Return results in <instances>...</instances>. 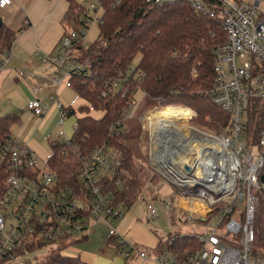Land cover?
Here are the masks:
<instances>
[{
	"label": "built area",
	"instance_id": "1",
	"mask_svg": "<svg viewBox=\"0 0 264 264\" xmlns=\"http://www.w3.org/2000/svg\"><path fill=\"white\" fill-rule=\"evenodd\" d=\"M11 1L0 0V8ZM172 1L177 0H145L158 6ZM178 1L188 2L200 14L219 18L225 38L213 49L214 75L208 95L229 118L225 131L213 132L190 122L194 116L191 108L186 118L160 116L155 111L163 105L140 112L138 144L150 169L177 189L180 197L195 198L205 209L182 208L186 219L217 214L213 228L192 234L194 246L178 251L167 236L154 251L153 259L158 264H264V258L252 252L254 215L259 194L264 197V124L253 132L248 113L251 97L258 98L264 107V17L259 11L264 0H214L220 7L218 14L210 0ZM83 12L86 25L64 30L57 51L47 56L58 73L49 76V83L34 85V93L50 85L71 87V75L89 70L90 59L78 58L74 52L76 45L88 44L83 38L89 25L100 20L101 0H87ZM3 64L1 60L0 66ZM143 74L134 68L133 76L140 78ZM112 85L125 94L127 88L121 87L119 78ZM26 107L35 115L54 107L61 121L68 116L57 90L47 93L45 99L28 98ZM258 112L259 107L254 116ZM59 139L69 142L70 137ZM72 150L80 161L76 187L61 183L57 172L47 163L41 164L27 143L11 134L0 139V264H68L64 246L86 238L82 232L97 221L105 225L109 235L119 238V251L128 255L135 250L141 258L149 256L109 222L108 217L124 214L123 206L107 203L108 194L100 182L116 176L120 169L113 149L103 143L85 153L75 146ZM140 198L147 216L157 217L156 198L146 192ZM170 203H165V209ZM48 246L44 253L37 252ZM53 252L57 258L48 257Z\"/></svg>",
	"mask_w": 264,
	"mask_h": 264
},
{
	"label": "trees",
	"instance_id": "2",
	"mask_svg": "<svg viewBox=\"0 0 264 264\" xmlns=\"http://www.w3.org/2000/svg\"><path fill=\"white\" fill-rule=\"evenodd\" d=\"M66 1L67 9L61 19L64 30L85 26L84 4L79 0ZM210 2L218 14V3ZM101 3L98 38L75 47L79 50L78 58L88 57L91 66L88 71L69 77L71 88L86 102L79 106V111L86 113L76 117L69 142L59 138L50 141L47 164L57 172L61 183L76 187L80 161L72 146L85 153L94 146L107 144L119 160L120 169L116 176L104 177L100 182L110 206L128 208L139 199L144 184L155 177L146 163L136 157L140 149V126L136 130L126 121V111L134 104L135 92L139 90L143 96L155 99L158 105H163L162 109L175 110L179 117L182 116L179 112L189 115L193 110L192 122L197 126L213 132L225 131L229 116L208 95L214 75L213 49L224 40L225 33L218 16L200 14L186 1L166 2L161 6L147 4L145 0H101ZM15 36V30L2 22L0 62ZM137 54L139 59L135 63ZM134 68L142 70L143 76H133ZM118 78L121 87L127 88L124 95L112 85ZM262 105L255 97L248 103L255 133L264 124ZM90 107L103 113L99 117L88 114ZM257 107L259 112L254 116ZM67 109L68 116L75 113L72 107ZM15 120L12 114L0 116V139L10 134V124ZM258 200L252 252L264 258V197L259 194ZM170 218H176L173 208H170ZM168 237L178 251L195 245L192 234L174 232ZM159 245L160 240L156 248ZM48 257L54 259L58 254L53 252ZM65 261L90 264L78 255H68Z\"/></svg>",
	"mask_w": 264,
	"mask_h": 264
},
{
	"label": "rangeland",
	"instance_id": "3",
	"mask_svg": "<svg viewBox=\"0 0 264 264\" xmlns=\"http://www.w3.org/2000/svg\"><path fill=\"white\" fill-rule=\"evenodd\" d=\"M85 5L87 0H79ZM259 11L261 16L264 17V5H259ZM3 11H0V18L2 20ZM99 26L98 22H92L87 28L86 36L83 38V43H91L98 38ZM75 54H79V50H75ZM7 53L3 55V62ZM86 57V56H85ZM139 59L137 54L134 58L136 63ZM5 64V63H4ZM3 64V65H4ZM0 66V69L3 67ZM8 81L4 80V75L0 70V116L6 114H12L16 116V120L10 124L9 132L12 136L18 138L19 141L25 142L28 146L34 150L41 164L47 163L49 155L51 153L50 141L55 140L57 137L62 138L64 131L70 137L74 128V121L76 117L85 114L86 112H80L79 106L86 103L85 100L79 96L73 88H62L61 94H59V101L66 107H72L75 110L73 115H70L65 119L63 126L59 123L60 120L57 118L49 119L48 122L40 123L38 116L33 114L30 110L26 109L27 100L23 99L24 95L18 91H10ZM63 89V90H62ZM158 102L155 99L143 96L142 93L137 90L135 92V99L133 107L126 117V121L134 126L138 130L140 126L139 114L141 111L157 106ZM103 113L100 109L89 108L88 114L99 117ZM182 114L181 118L186 116L185 112H179ZM192 122V120L190 121ZM193 123V122H192ZM194 124V123H193ZM141 132V128L139 130ZM139 132V134H140ZM139 147L141 145L138 144ZM140 148L136 152V157L139 161L145 162L148 165L146 154L144 150ZM151 173L154 172L150 169ZM142 192H146L147 195L153 196L158 202L163 203L165 199L175 200V188L167 183L160 176L155 174V177L144 184ZM195 199V198H193ZM192 199V200H193ZM242 204V203H241ZM172 208V207H171ZM201 208V207H200ZM129 210L135 213H141L145 216V207L143 200L137 199L130 207ZM124 208V213L128 210ZM235 214V212H234ZM174 232H180L184 234H200L204 231L210 230L216 225L217 214H209L206 218H196L192 221H188L184 215H177ZM109 222L116 227L115 220L112 217H108ZM117 229V227H116ZM82 234L86 235V238L73 242L68 246H64L63 253L66 255H78L79 258L90 264H137L136 251L132 250L128 255L125 251H119V238L117 236L109 235L105 225L100 222H92ZM48 247H40L37 252L42 254ZM147 250V249H146ZM148 255L153 258V249L147 250Z\"/></svg>",
	"mask_w": 264,
	"mask_h": 264
},
{
	"label": "crops",
	"instance_id": "4",
	"mask_svg": "<svg viewBox=\"0 0 264 264\" xmlns=\"http://www.w3.org/2000/svg\"><path fill=\"white\" fill-rule=\"evenodd\" d=\"M67 5L66 0H12L10 4L0 8V11H3L2 22L16 32L15 39L7 52L5 64L0 69L4 80L9 83V92H21L24 95L23 99L27 100L34 96L45 99L47 93L57 90L59 99V94L62 96L61 86L64 89L71 88L61 84L50 85L49 88L38 93L32 91L34 85L49 83V76L58 73V68L47 56L57 51L59 39L64 31L61 19ZM45 57L48 59H44ZM36 116L39 117L40 123H45L53 117L57 118L58 115L56 109L52 107L44 114ZM65 119L62 121L59 119L62 126ZM64 135H67L65 131ZM167 201L171 203L168 209H165ZM157 203L159 214L155 218L148 217L145 209L143 216L140 212L135 213L127 208V212L122 217L114 219L119 233L129 243L146 252L149 249L155 251L159 240L162 242L168 234L176 231L177 215H183L182 208H200L196 200L185 199L178 193L177 196L175 195V200L165 199L163 203L157 200ZM171 207L173 214L176 215L175 219L167 215ZM136 256L137 264H158L150 256L145 258L137 254Z\"/></svg>",
	"mask_w": 264,
	"mask_h": 264
},
{
	"label": "bare ground",
	"instance_id": "5",
	"mask_svg": "<svg viewBox=\"0 0 264 264\" xmlns=\"http://www.w3.org/2000/svg\"><path fill=\"white\" fill-rule=\"evenodd\" d=\"M155 112H157L160 116L162 117H170V116H175V117H179V115L176 113L175 110H169V109H162L161 107L159 109H157ZM186 113V116H184L183 118H186L188 116V113ZM191 113H189L190 115ZM199 204V203H198ZM191 208V207H190ZM199 208V207H198ZM201 211H204L205 209L203 207L200 208Z\"/></svg>",
	"mask_w": 264,
	"mask_h": 264
},
{
	"label": "water",
	"instance_id": "6",
	"mask_svg": "<svg viewBox=\"0 0 264 264\" xmlns=\"http://www.w3.org/2000/svg\"><path fill=\"white\" fill-rule=\"evenodd\" d=\"M1 23H2V20L0 18V25H1ZM186 168H187V166H186ZM260 179H261V181H263V174L260 175Z\"/></svg>",
	"mask_w": 264,
	"mask_h": 264
}]
</instances>
